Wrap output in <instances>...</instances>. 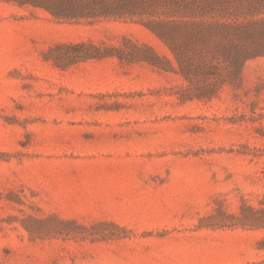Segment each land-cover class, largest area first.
Instances as JSON below:
<instances>
[{
    "label": "rangeland",
    "instance_id": "obj_1",
    "mask_svg": "<svg viewBox=\"0 0 264 264\" xmlns=\"http://www.w3.org/2000/svg\"><path fill=\"white\" fill-rule=\"evenodd\" d=\"M192 0H138L152 17ZM264 15V0H194ZM142 13L135 18L149 17ZM172 57L129 19L58 20L0 0V264H264V55L180 101V74L59 43Z\"/></svg>",
    "mask_w": 264,
    "mask_h": 264
},
{
    "label": "trees",
    "instance_id": "obj_2",
    "mask_svg": "<svg viewBox=\"0 0 264 264\" xmlns=\"http://www.w3.org/2000/svg\"><path fill=\"white\" fill-rule=\"evenodd\" d=\"M19 5L47 9L58 20L129 19L143 24L168 46L172 57L159 55L151 46L130 43V49L92 42L59 43L49 58L55 63H74L89 58L117 56L129 62L148 64L181 75L174 94L182 102L211 99L224 85H241L244 64L264 55V15L240 17L237 13L216 15L196 1L152 17L154 11L138 10V0H13ZM142 13L149 17L135 18Z\"/></svg>",
    "mask_w": 264,
    "mask_h": 264
}]
</instances>
